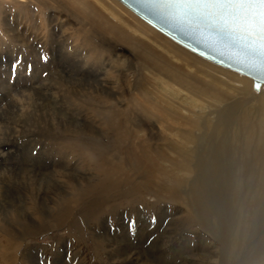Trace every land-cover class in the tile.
<instances>
[{
  "label": "rangeland",
  "instance_id": "obj_1",
  "mask_svg": "<svg viewBox=\"0 0 264 264\" xmlns=\"http://www.w3.org/2000/svg\"><path fill=\"white\" fill-rule=\"evenodd\" d=\"M77 13L0 0V264H264V106L243 96L237 146L188 179L137 52ZM111 115L125 133L109 176L93 150L118 141ZM76 183L95 190L73 204Z\"/></svg>",
  "mask_w": 264,
  "mask_h": 264
},
{
  "label": "bare ground",
  "instance_id": "obj_2",
  "mask_svg": "<svg viewBox=\"0 0 264 264\" xmlns=\"http://www.w3.org/2000/svg\"><path fill=\"white\" fill-rule=\"evenodd\" d=\"M65 1L88 19V25L100 28L104 34L115 36L123 43L129 42L130 45L127 46L131 48L130 51L137 52L136 56L140 57L137 59L142 62V70H146L148 76H150L146 80L148 83L153 82L150 86H153L152 89L155 91L153 92L150 89L146 90L145 94L142 92V95L146 96L145 103L151 105L153 110H159L161 115H165L168 121L177 123L178 127L174 126L167 129L168 136L171 139L173 138L172 140L175 141L177 147L168 145V149L171 154L178 157L177 159H181V171L188 179L199 177L203 172V168L206 167V161L208 164L212 163L214 159L212 155H217L219 158L223 156L222 151L229 152L231 145L237 146L236 139L241 136V129L238 125L240 123L244 126L249 125L250 119L245 116V111H253L255 108L238 106L243 96L252 97L247 104L250 103L251 105L255 102L264 106V86L260 85V93L255 94L256 92L254 93L251 88L250 78L214 64L178 45L152 28L119 1ZM129 37L131 39L140 40L144 38L152 41L158 51L149 50L152 48L151 45L130 40ZM116 42L118 43V41ZM129 47L128 49H130ZM177 64H180V66H177ZM147 81L144 80V82ZM140 105L143 104L140 103ZM236 106L241 109H236ZM243 113L247 119L246 121L243 120ZM254 113H257V111ZM121 116L123 115L121 114ZM121 116L112 117L111 115L110 119L112 118L111 121L115 124ZM124 122H126V118H124ZM115 125L116 131H114L113 136L118 139L117 142L114 140L112 146H109V148L106 146L108 149L105 148V150L104 148L99 149V152L93 150L94 148L90 149L100 157V168L98 167L97 170H102L109 176L118 172L117 166L122 161L117 146L125 132H123L124 128L123 131L117 130L118 125ZM105 126H107V123ZM214 129L219 130V132L215 139L214 149L210 151L207 150V146L211 145L209 142L210 130ZM261 139L264 140V134ZM102 183L101 185L106 186L108 181ZM75 187L77 186L73 187L76 190L75 195L71 194V198L67 200L72 201L73 199V204H77V202H81L88 197L91 192L90 189L95 190L90 184L85 185L84 188H79V185L78 189ZM62 205L63 203L57 204L59 207ZM10 254L13 255V253Z\"/></svg>",
  "mask_w": 264,
  "mask_h": 264
},
{
  "label": "water",
  "instance_id": "obj_3",
  "mask_svg": "<svg viewBox=\"0 0 264 264\" xmlns=\"http://www.w3.org/2000/svg\"><path fill=\"white\" fill-rule=\"evenodd\" d=\"M117 1L152 28L190 52L250 78L252 89L264 86L261 74L250 66L254 61H249L240 50L246 31L243 11L233 14L232 10H197L199 16L210 18V22H207L194 19L182 9L152 8L146 0ZM250 46H255L254 36Z\"/></svg>",
  "mask_w": 264,
  "mask_h": 264
},
{
  "label": "snow or ice",
  "instance_id": "obj_4",
  "mask_svg": "<svg viewBox=\"0 0 264 264\" xmlns=\"http://www.w3.org/2000/svg\"><path fill=\"white\" fill-rule=\"evenodd\" d=\"M146 3L157 9H182L194 19L207 22H210V18L199 16L197 10L217 9L221 12L232 10L233 14L243 11L246 31L244 39L241 40L240 50L249 61H254L250 66L264 79V0H146ZM252 36L255 37V46H250ZM18 65L19 61L12 65L13 77L16 75Z\"/></svg>",
  "mask_w": 264,
  "mask_h": 264
}]
</instances>
